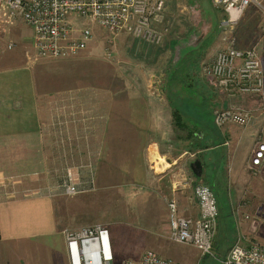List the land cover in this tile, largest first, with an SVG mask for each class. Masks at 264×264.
I'll return each instance as SVG.
<instances>
[{"label":"crops","instance_id":"obj_1","mask_svg":"<svg viewBox=\"0 0 264 264\" xmlns=\"http://www.w3.org/2000/svg\"><path fill=\"white\" fill-rule=\"evenodd\" d=\"M262 2L264 4V0ZM225 16V12L217 8V42L210 34L212 23L199 29L197 33L201 41L196 45L191 40L192 35L188 37L191 31L186 35V27L179 25L174 31L184 35L183 41L165 35L162 48L144 45L146 42L143 40L132 48L129 47L133 45L131 41L124 50L127 56L120 58L122 68L118 70L116 85L104 76L100 87H65L57 93L58 96L55 94L53 101L47 100L42 86L37 88L38 97L35 100L30 73L11 70L10 63H19L20 60L8 56L6 64L1 63L0 69V159H6L4 164L0 162V175L8 177L38 169L48 175L47 168H55L49 167L46 159L51 153L54 157L59 155L45 146L49 139H55V129H61L59 132L62 131L64 136L65 131L68 133V138L63 139L65 142L76 136L83 137L89 140L88 144H92V151H80L74 144L75 147H67L66 157L74 158L71 164L76 167L88 166L86 170L90 171L88 168L96 165L94 169L100 174H117L120 181L130 176L137 185L148 187L152 200L147 195L142 201H132L130 205L139 212L132 218L143 222L144 231L140 235L144 237L148 234L153 239L142 249L143 252L150 245L162 249L169 231L167 202L165 204L163 197L167 201L175 200L183 217L195 218L199 210L192 187L205 181L216 191L218 201L223 202L227 182L231 183L233 177L235 181L239 173L246 169V162L243 165L240 163L238 174H233L241 138L244 135L251 138L243 154L247 160L254 148L257 132L264 126V107L260 108L257 100L239 97L231 101L202 73V66L213 59L212 51L216 49V44L218 51L229 40L239 50L254 48L257 51L261 47L262 55L257 53L264 69L261 10L255 6L247 7L231 30L222 26ZM0 21L5 23L2 34L7 31L20 44L31 47V38L28 41L23 37L24 28H28L32 35L27 25L21 22L18 28H11L14 23H7L3 10L0 11ZM9 42L15 45V41H7L4 44L6 51H9L6 48ZM207 43L208 47L205 46ZM125 45L120 46L122 50ZM202 45L206 48L203 49ZM31 58L27 56L28 60ZM87 58L88 55L83 62ZM70 79L72 77L69 76ZM173 97L185 101L172 102ZM230 104L255 109L254 122L251 121L238 134L237 128L229 124L218 132L213 122V110ZM50 105L54 109L59 105L67 107L59 111L64 115L59 123H47ZM192 127L197 131L193 135L190 133ZM95 145H100L97 147L100 150ZM31 157H37L35 170L32 171H29L30 160L28 163L23 160L22 164H16L14 160ZM88 158V162H83ZM68 166L66 171L75 172L76 167ZM3 178L0 177V264H71L64 236L66 227L63 221H57V215L63 212L62 207H58V214L55 210L62 199L55 192L50 193L54 191L51 183L44 184L43 188L34 187L37 191L30 194L22 195L20 193L24 190H18L19 195H14L2 191L5 189L3 186L6 189L10 187ZM63 213L69 214L66 211ZM166 214L167 221H161ZM216 230L217 250L222 256L226 252L219 243L221 225L218 224ZM144 241L147 242L146 239ZM141 251L126 259H138L143 253Z\"/></svg>","mask_w":264,"mask_h":264},{"label":"rangeland","instance_id":"obj_2","mask_svg":"<svg viewBox=\"0 0 264 264\" xmlns=\"http://www.w3.org/2000/svg\"><path fill=\"white\" fill-rule=\"evenodd\" d=\"M251 6L253 5H250L249 7ZM164 12V20L170 28L169 31L164 33L160 44L153 45L146 42L144 45L146 44L150 47L155 46L162 48L167 36L182 40V36L184 35L179 31H174L175 27L178 25L186 27V33H184L186 35L191 31L188 37L192 35L191 40L196 45L201 41V39L198 38L197 32H199L200 28L207 27L210 23L213 24L210 34L213 35V40L217 42V7L214 6L212 0H167ZM21 22V20L15 21L14 26L11 28H18ZM90 26L92 28V39L87 44V47L76 56L68 59L35 58V55H33L34 50L31 48L32 45L31 47L28 45H22L19 40L14 38L13 34L9 36L7 31H5L4 34L1 32L0 69L2 68L1 63L6 64L5 60L8 59V56L11 57L10 55H12L18 57L20 62L14 64L10 63L9 67L11 70L18 69L30 73L31 86L35 89V92L33 91L35 100L38 97L36 93L37 88L41 86L45 89L47 100L53 101V97L65 87L72 88L76 87L75 85L78 87L90 85L100 87L105 80L104 76L109 78V82L113 81L112 83L116 85L118 82V70L122 68V64L119 63V61H121L120 58L123 55L124 57L127 56L124 50L129 42L132 41L131 43L133 45L129 47L133 48L141 43L142 40L133 38L125 33L111 35L105 30L100 29L95 23H91ZM23 32V37L28 38L29 41L31 38L30 30L24 28ZM8 39L13 42L15 41V45L12 49L6 51L4 50V44L9 41ZM205 41L207 42V40ZM123 43H126V45L122 50L120 46ZM205 46L208 47V43ZM205 46L202 48H206ZM108 52H110V55L107 54ZM132 52L133 51H131V53ZM216 52L217 44L216 49L212 51V54H214L212 58H214ZM257 52L261 54V47L257 48ZM29 55L32 56V58L28 60L27 56L29 57ZM87 55L88 58L83 62ZM69 76L72 77V80L70 79L71 82L69 81ZM182 99L183 98L178 97L171 98L172 102H182ZM183 101L185 100L183 99ZM49 107L51 111L50 115L46 118L47 123H59L58 121L63 120L62 116L64 115H61L59 111L61 109L66 110V106L62 107L59 105L56 106L55 109L54 106L52 107L50 105ZM59 114L61 117H59ZM253 122L254 121H252V123ZM229 125L237 128V134L244 128L233 124ZM227 126L228 124L221 128H217V131L219 132L218 129H224ZM55 130L56 134L53 136L55 139H49V142L45 145L47 150L49 148L51 152L54 150L59 154L57 157H54V153H51V156L46 159L47 165H49V167L52 166V168L55 169L51 170L47 168L48 175H44L42 174L41 169V171L39 169L37 171L35 170L34 163L36 162L37 157H31L30 159L15 158L14 160L17 161L16 164L24 163L23 160L28 163L30 160L31 168L29 171L35 170V172L32 171L30 173L8 175V177L5 174L0 175V177H4L2 179L3 181L5 180L10 184V187H7V189L3 186L5 189L2 191L12 192L14 195H19L18 190H24L20 193L24 195L37 191V189H33L34 187L36 188L37 186H40L39 188H43L44 184L51 183L54 191H50V193L55 192L56 195L62 199L61 204H58L55 207L57 214L59 206L62 207L63 212L66 211L69 213L66 214L62 212L61 214L60 212L57 215V221H63L66 230L70 231L78 230L84 226H93L97 224L107 228L113 254L112 263L122 264V258L126 259L127 257H134L146 247V244L149 245L153 240L148 237V234L144 237L140 235V233L144 231L141 225L143 222L133 220L132 217L137 216L139 212H137L138 209L130 205L132 201H142L144 196H152L148 193L150 192L149 188L141 187L139 184L137 185L136 182L131 180L132 177L130 176H127L124 179L125 181H120L117 174H106L104 172L100 174L99 170L94 169L96 165L92 168L90 167L91 169L88 168L90 171L86 170L88 166L76 167L74 164L72 165L71 163L75 160H73L74 158L66 157V154L68 153L67 147H75L74 144H77L80 151L83 150L89 153L93 149L92 144H88L89 140L79 136H76L77 138L74 137L75 139L71 138V141L65 142L63 139L68 138V133L65 131L64 133L66 136H64L62 131L59 132L61 129ZM196 132L197 131L192 127L190 133L193 135V133ZM250 139V136L244 135L240 140V150L236 161H234L235 166H233V174H238L237 169L240 163L243 165L246 162V169L239 173L235 181L233 177L231 183H229V181L227 182V188L224 187L225 198L223 202L218 201V195H216V191L213 187L203 181L212 188L217 200L219 209L218 224L221 225L222 229L219 243L223 247L224 252H227L229 247L238 239L244 243L249 240H257L264 243V179L261 176H252L250 174L248 170L250 154L247 160L244 159L243 155ZM99 146L100 145H95L96 148ZM97 150H100V148H97ZM37 152L38 151L31 154L33 155ZM86 160L89 161V158L85 159L83 162H88ZM5 161L6 159L4 157L0 159V162L3 164ZM93 161L95 160L93 159ZM67 166L72 168L76 167V169H74L75 177L80 181L89 182L92 177L94 186L93 190L76 194L74 196L64 194L59 184L65 176V168ZM11 185L15 188L14 190ZM79 197H81L80 200L78 199ZM150 200H152L151 197ZM153 200H155V204L157 205L156 199L153 198ZM163 201L166 204V197H163ZM72 209H76L74 210L75 212L70 211ZM156 210L157 208L155 206V213ZM161 218H163L161 221H167V214ZM145 239L147 242L144 241ZM214 240L212 249L213 254L204 257L201 256V253L194 246L175 243L168 238H164V247L162 249L153 248L151 245L147 246L146 249H153L164 257L171 258L184 264H220L219 260L224 255L221 256L220 251L217 250V237ZM141 252H143V250Z\"/></svg>","mask_w":264,"mask_h":264},{"label":"built area","instance_id":"obj_3","mask_svg":"<svg viewBox=\"0 0 264 264\" xmlns=\"http://www.w3.org/2000/svg\"><path fill=\"white\" fill-rule=\"evenodd\" d=\"M263 0H212L226 16L222 22L231 30L242 13L253 5L262 12L261 31L264 32ZM167 0H0L7 23L21 20L31 31V45L35 55L42 59H68L83 51L92 39L91 23L111 35L125 33L147 43L160 44L169 26L164 20ZM5 24V23H4ZM0 21V33L4 30ZM233 41L218 50L209 63L202 67L217 89L229 100L249 97L264 107V69L254 48L239 50ZM14 44L7 43L12 49ZM110 55V52L107 53ZM255 109L241 104L213 110L217 128L227 124L246 127L254 117ZM252 176L264 179V126L255 137L254 148L248 160ZM92 174V173H91ZM93 178L80 181L75 172L67 169L59 184L63 193L74 196L93 190ZM198 205V216L183 217L175 200L167 201L168 239L175 243L194 246L201 256L213 254V241L218 225L219 209L212 188L202 182L192 187ZM71 264H113L108 229L101 225L65 230ZM245 240V239H244ZM220 264H264V243L249 240L235 241L220 258ZM122 264H184L164 257L152 249L145 250L136 259H124Z\"/></svg>","mask_w":264,"mask_h":264},{"label":"water","instance_id":"obj_4","mask_svg":"<svg viewBox=\"0 0 264 264\" xmlns=\"http://www.w3.org/2000/svg\"><path fill=\"white\" fill-rule=\"evenodd\" d=\"M195 163L199 166V162H198V161H196ZM194 172H195L196 174H198L195 170H194Z\"/></svg>","mask_w":264,"mask_h":264}]
</instances>
